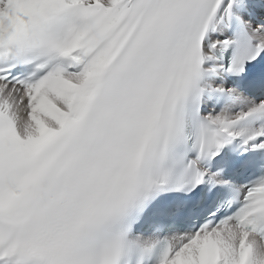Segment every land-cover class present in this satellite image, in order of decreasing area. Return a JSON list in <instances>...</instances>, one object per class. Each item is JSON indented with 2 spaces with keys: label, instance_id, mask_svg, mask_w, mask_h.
<instances>
[{
  "label": "snow or ice",
  "instance_id": "snow-or-ice-1",
  "mask_svg": "<svg viewBox=\"0 0 264 264\" xmlns=\"http://www.w3.org/2000/svg\"><path fill=\"white\" fill-rule=\"evenodd\" d=\"M0 264H264V0H0Z\"/></svg>",
  "mask_w": 264,
  "mask_h": 264
}]
</instances>
